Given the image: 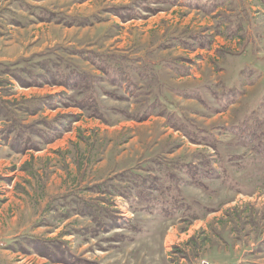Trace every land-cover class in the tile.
Masks as SVG:
<instances>
[{"label":"rangeland","instance_id":"rangeland-1","mask_svg":"<svg viewBox=\"0 0 264 264\" xmlns=\"http://www.w3.org/2000/svg\"><path fill=\"white\" fill-rule=\"evenodd\" d=\"M169 1L0 0V264H60L38 239L84 264H264V7ZM57 66L93 86H54ZM93 212L119 225L105 233Z\"/></svg>","mask_w":264,"mask_h":264},{"label":"trees","instance_id":"trees-1","mask_svg":"<svg viewBox=\"0 0 264 264\" xmlns=\"http://www.w3.org/2000/svg\"><path fill=\"white\" fill-rule=\"evenodd\" d=\"M169 2H171L173 5L177 4V0H170ZM145 9L149 10L148 8H145ZM113 11L115 12V15H117L118 17H120L123 20L135 18V15H134L135 10H133V7L114 8ZM49 20H50V18L48 19V21ZM72 20H73L72 22H66V23H68V25H70V26L76 25V22H74L76 20L75 19H72ZM82 25H88V24L86 22H80L79 26H82ZM204 46L205 45L202 44V47H204ZM87 53L89 54L88 60L91 61V63L94 66L97 65V63H95V60L103 59L106 62V57L100 56L99 54H97L94 51H90ZM53 68H55V67H53ZM99 69H101V68H99ZM67 71H69V70H67ZM47 72L49 74H51L53 79L55 80V82L53 83L54 86H59V87L62 86V87H65L67 90H72V89L74 90V88H78V87L82 86L83 84L87 83L88 81H89V83L92 81L90 86L91 85L93 86V82L96 79V77H93L90 74H88L87 72H83L80 69H77L75 67H73L70 70L69 74H62L60 67H58V66L56 67V70H54L50 67ZM10 75L24 87L30 88L33 86L32 83L26 82L24 80L23 76H21L20 74L18 75L17 73H14V74H10ZM56 80H59L60 82H56ZM112 83H115V82H112ZM106 94L111 95V96L113 95L112 93H109V92H106ZM60 95H61V93L57 94V95H50V96H47L45 98L39 99L37 102L38 103L37 108L32 113H36L39 110H44L42 108L46 105L45 103L48 104V103H51V101H53V100L54 101L57 100L58 98H60ZM62 95L65 96L66 93H63ZM90 100L92 101L93 98L89 94L86 97L84 102L78 103L74 107L79 108L81 110H85L86 106L88 105V102ZM54 101L52 102L53 104H48L49 109H56L57 108V106L55 105L56 102L54 103ZM66 105L67 104H65V106ZM67 106L69 107V105H67ZM95 112H96V114L98 113L97 110H95ZM64 117L69 120V122L63 121V123H65V125L68 126L67 123L74 121L77 116L73 115V113H70ZM148 117H149V115H145L141 118V120H144ZM0 119H1V117H0ZM29 127L31 128L32 126H29ZM23 128L26 129L25 126H23ZM10 129H11L10 133L12 131H14L13 127H11ZM21 138H22V134L17 135L16 141L14 142V144H10L11 149L17 150L20 152L21 146L23 145L22 142L20 141ZM29 143H30V139H28L26 141V143L24 144V148L21 149L22 153L30 149ZM91 215L94 218V220L96 221L97 225L100 228L104 229L105 233L112 231L113 229H115L119 225L117 216H115L114 213H113V215L110 216V218H109L110 222L109 223H105V222L99 220V212H97V213L93 212V213H91ZM30 244L34 246L35 250L33 252L35 254H38L42 257H45L48 260H51L53 262L60 263V264H84L85 263V260H82L79 257L70 254L68 252V250L66 249L65 245L63 244V242H57V240L38 239V240L30 241ZM65 244L67 246V243H65ZM25 253H30V252L26 251Z\"/></svg>","mask_w":264,"mask_h":264},{"label":"crops","instance_id":"crops-1","mask_svg":"<svg viewBox=\"0 0 264 264\" xmlns=\"http://www.w3.org/2000/svg\"><path fill=\"white\" fill-rule=\"evenodd\" d=\"M261 7H264V0H261ZM224 3L223 0H177V4L173 5V10L176 9H180V10H187L190 12H196V13H200V14H205V15H213L214 13H217L220 11V8L222 6V4ZM264 9V8H263ZM227 13V17L229 18L230 15V19H236V18H242V13H238L234 11H230V12H226ZM204 15V16H205ZM230 25H232V23H230ZM168 39V38H167ZM199 38H195V40H198ZM241 40V39H239ZM238 40V41H239ZM236 40H234V44H236L235 42ZM185 40L182 39H177V44L181 45L183 48H187L185 46ZM191 54V52H190ZM167 68L171 69L172 72H174L175 74H179L181 75L183 78L184 76H187V70L185 69L186 67L183 66L182 64L178 63L176 61V64H171L168 66H166Z\"/></svg>","mask_w":264,"mask_h":264}]
</instances>
